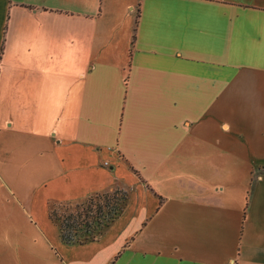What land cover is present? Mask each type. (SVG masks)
<instances>
[{
  "label": "crops",
  "instance_id": "1",
  "mask_svg": "<svg viewBox=\"0 0 264 264\" xmlns=\"http://www.w3.org/2000/svg\"><path fill=\"white\" fill-rule=\"evenodd\" d=\"M0 264H264V0H0Z\"/></svg>",
  "mask_w": 264,
  "mask_h": 264
},
{
  "label": "trees",
  "instance_id": "2",
  "mask_svg": "<svg viewBox=\"0 0 264 264\" xmlns=\"http://www.w3.org/2000/svg\"><path fill=\"white\" fill-rule=\"evenodd\" d=\"M119 192V191H117ZM90 198V197H89ZM88 198V199H89ZM86 199V200H88ZM85 201L75 204L77 210L85 206ZM129 201V193H122V197L109 199L105 198V203L97 204L95 214L92 208H87L83 212L78 210V215L71 214L58 218L51 208L50 218L60 227L61 238L66 244H85L95 241L98 235L108 229L112 223L123 213ZM84 208V207H83ZM105 211L107 216L105 215ZM101 216L104 218L101 219Z\"/></svg>",
  "mask_w": 264,
  "mask_h": 264
},
{
  "label": "rangeland",
  "instance_id": "3",
  "mask_svg": "<svg viewBox=\"0 0 264 264\" xmlns=\"http://www.w3.org/2000/svg\"><path fill=\"white\" fill-rule=\"evenodd\" d=\"M36 178H37L36 176L30 177L29 180H28V184L29 185H34L33 180L36 179ZM117 191H119V192H117ZM125 192H128V191L124 190L123 188H117V189H114V190L97 193L95 195H92L88 200H86L85 206L82 205V207H80L78 210L83 212L87 208H92L93 209V213H91V214H95L96 210H97V204L100 203V204L103 205L105 203V198H109V199H114L116 197L119 198V197H122V193H125ZM28 195L32 198L33 193L32 194L28 193ZM77 206L78 205H74V204H61V205H53L52 208H53V211L56 214V216L58 218L63 219L64 216H69L71 214H74L75 216L78 215ZM105 215L107 216L106 211H105ZM102 218H104V216H101V219ZM106 230L107 229H105L102 232V234L98 235V237L103 235L106 232Z\"/></svg>",
  "mask_w": 264,
  "mask_h": 264
}]
</instances>
